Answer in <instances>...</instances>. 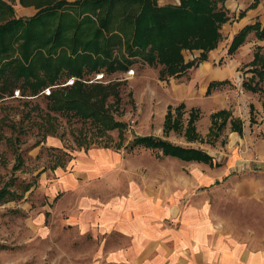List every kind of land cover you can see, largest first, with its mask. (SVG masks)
<instances>
[{
  "label": "rangeland",
  "instance_id": "374dc122",
  "mask_svg": "<svg viewBox=\"0 0 264 264\" xmlns=\"http://www.w3.org/2000/svg\"><path fill=\"white\" fill-rule=\"evenodd\" d=\"M4 1L16 17L28 18L36 12L32 6H22L20 0ZM250 34L256 39L254 32ZM263 46L264 41L253 47V57L256 47ZM198 52L183 51L184 61L196 64ZM251 62L250 69H240L242 80L252 77ZM199 64L162 81L158 78L160 66L136 59L125 72L107 75L100 71L79 80L85 85H115L118 98L110 97L107 105L123 128L108 132V137L97 136L88 121L55 113H48L52 119L46 118L43 91L36 97H22L18 89L12 96L0 94V190L18 194L11 201L0 202V264H118L106 262L105 248L116 252L124 239L116 232L107 237L103 233L113 223L111 219L122 216L123 206L133 202L142 206L157 203L159 212L179 208L188 220L210 224L211 234L231 242L247 239L254 250L263 247L264 160L231 165L228 131L218 141L225 138L226 146L190 144L178 133L162 132L166 107L182 101L185 78ZM129 70L133 75L127 74ZM97 74L103 75L102 80H95ZM70 79L75 81L73 77L61 80L48 87L49 91L71 86L66 85ZM239 82L231 81L212 95L226 90L240 96L242 92L234 86ZM253 97L262 105L264 93ZM198 101L184 102V123ZM208 104H201L205 112ZM245 106L243 103L242 109ZM42 120L53 125V134L43 135ZM208 121V117L200 121V132L208 130ZM137 136L202 149L219 166L185 163L159 151L131 147ZM17 156L20 168L15 170ZM54 165L62 167L54 169Z\"/></svg>",
  "mask_w": 264,
  "mask_h": 264
},
{
  "label": "trees",
  "instance_id": "16d2710c",
  "mask_svg": "<svg viewBox=\"0 0 264 264\" xmlns=\"http://www.w3.org/2000/svg\"><path fill=\"white\" fill-rule=\"evenodd\" d=\"M178 1L176 6H159L157 0H20L22 6L36 10L24 18L16 17L12 6L0 0V94L12 96L18 89L22 97H36L45 88L73 77L71 86L54 89L44 97L45 117L52 119L48 113H55L88 121L97 136L108 137V132L123 128L107 105L110 97L118 98L115 85H85L79 80L100 71L107 75L125 72L136 59L148 66H160L159 80L176 78L183 74L180 72L207 60L208 53L220 42L221 27L229 21L224 8L226 0ZM252 32L256 39L264 40V24L255 21L233 36L227 55H233ZM183 51H199L196 64L185 62ZM251 66L253 75L242 80L241 88L254 94L264 93V46L256 47ZM228 84V80L209 83L206 96ZM184 109L183 103L167 107L163 132L184 131L186 140L202 142L194 125L198 111H190L183 130ZM262 109L264 112V99ZM253 111L250 105L251 123ZM230 117L228 110L211 115L208 143H213L228 123L231 130L241 133V122ZM39 126L43 135L54 132L49 121L42 120ZM131 147L159 151L162 156L182 162L214 166L213 157L207 152L154 136H137ZM19 166L17 156L13 168ZM56 167L62 165L53 166ZM17 196L14 191L0 190V202Z\"/></svg>",
  "mask_w": 264,
  "mask_h": 264
},
{
  "label": "crops",
  "instance_id": "0c3cea01",
  "mask_svg": "<svg viewBox=\"0 0 264 264\" xmlns=\"http://www.w3.org/2000/svg\"><path fill=\"white\" fill-rule=\"evenodd\" d=\"M157 2L160 6H176L179 4L178 0H157ZM254 2L255 0L225 1L224 8L229 15V21L221 27V40L217 47L208 53L207 60L201 62L195 70L190 71L189 77L185 78L186 81L183 83L185 90L182 101L179 103L184 104V102L193 101L195 98L199 99L196 106L190 107L188 117L191 110L198 111L199 115L194 125L202 142L200 140H186L183 131L180 135L184 141L190 144L206 143L213 146L219 143L221 146H226L227 140L225 138L221 139L220 142L218 141L224 131H228L231 133L229 144L231 147L229 160L231 165L235 163L241 165V162H251V164L255 162L256 164L264 160V112L261 102L253 97L255 94H249L242 90L241 80L243 74L240 70L241 68L243 71L250 69L249 64L253 60V47L258 46L264 40L258 41L253 38V34H249L244 44L233 55H227L229 44L238 31L246 25L253 24L256 20L262 25L264 24V0H259L254 6H251ZM220 60L223 63L218 64ZM223 80L240 81L234 86L236 91L242 92L241 95L234 96L229 94V91L223 90L218 92L217 95L206 96L209 83ZM197 86L198 89H196ZM231 98H233V102ZM203 102L209 103L206 107L207 112L201 108ZM243 103L246 104L245 109H242ZM250 104L254 107L252 123L249 111ZM221 110L231 112L230 120L236 119L241 122V133L231 130L228 123L220 136L213 140V143H208L207 134L211 126L210 117ZM205 117L209 118L207 124L209 127L208 130L205 131L204 129L203 132H200L198 125ZM187 120L184 123L182 117L183 130ZM213 164L212 167L219 166L214 163V159ZM123 207V212H120L123 213L122 216L118 217L117 220L111 219L113 223L106 228V233H103V236L107 237L109 234L116 232L124 239V244H120L116 252H110L105 239L102 246L103 248L108 247L105 248L108 251L105 256L107 257V263L114 261L118 264H264V245L259 250H254L253 245L247 239L241 242L222 239L221 236L211 234L210 224H204L200 220H188L179 208L178 211L167 208L159 212L158 204L152 202L150 205L144 206L140 202H133ZM251 241L253 242V240Z\"/></svg>",
  "mask_w": 264,
  "mask_h": 264
},
{
  "label": "built area",
  "instance_id": "2783aa9c",
  "mask_svg": "<svg viewBox=\"0 0 264 264\" xmlns=\"http://www.w3.org/2000/svg\"><path fill=\"white\" fill-rule=\"evenodd\" d=\"M127 74H128V75H133V71H132V70H129V71L127 72ZM102 78H103V75H102V74H97V75L95 76V80H102ZM73 82H74V79H70L69 81H67L66 85H72ZM49 92H50V91H49V89L47 88V89L43 90L42 95L48 96V95H49ZM15 94L18 95V92H15Z\"/></svg>",
  "mask_w": 264,
  "mask_h": 264
}]
</instances>
